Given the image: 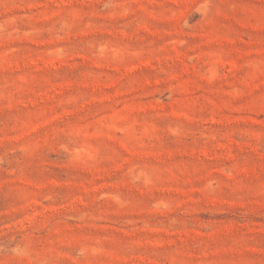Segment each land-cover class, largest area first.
Returning <instances> with one entry per match:
<instances>
[{"label":"rangeland","instance_id":"rangeland-1","mask_svg":"<svg viewBox=\"0 0 264 264\" xmlns=\"http://www.w3.org/2000/svg\"><path fill=\"white\" fill-rule=\"evenodd\" d=\"M0 264H264V0H0Z\"/></svg>","mask_w":264,"mask_h":264}]
</instances>
